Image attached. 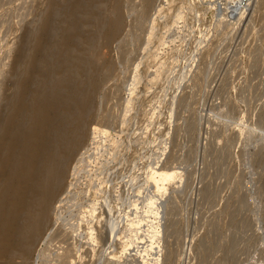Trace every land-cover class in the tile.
<instances>
[{"label": "rangeland", "instance_id": "374dc122", "mask_svg": "<svg viewBox=\"0 0 264 264\" xmlns=\"http://www.w3.org/2000/svg\"><path fill=\"white\" fill-rule=\"evenodd\" d=\"M74 1H54L57 31ZM84 1L80 39L92 37L116 3L136 25L127 24L126 41H115L117 50L126 42L125 51L113 49L110 69L73 61L51 76L67 78L70 70L67 82L98 77L89 113L95 119L86 120L100 124L86 122L85 131L96 125L108 136L93 128L91 138L83 135L70 160V173L82 164L75 199L47 218L28 263L67 250L66 264H264V0H151L143 16L145 0ZM52 2L0 0V124L18 123L10 99L22 92L25 127L31 121L28 70L34 45L47 41ZM79 53L78 45L73 56ZM82 149L90 155L82 157ZM158 167L181 178L154 196L149 170ZM149 227L161 235H149Z\"/></svg>", "mask_w": 264, "mask_h": 264}, {"label": "bare ground", "instance_id": "6f19581e", "mask_svg": "<svg viewBox=\"0 0 264 264\" xmlns=\"http://www.w3.org/2000/svg\"><path fill=\"white\" fill-rule=\"evenodd\" d=\"M54 1H60L59 3L62 4L64 0H53L52 8L48 12L51 20L49 28H47V41L44 45L42 42L34 45L36 56L31 61L28 70L32 77V89L30 93L32 98H30L27 103V106L30 107V110H28L31 112V116L29 117L31 121L29 125L25 127L24 120L27 111L24 110L22 100L25 92H22L18 96H15L17 94H13V97H15L10 99V102L12 101L11 105L16 109L18 123L13 125L12 119L8 118L5 119L6 121L3 122L4 124L2 122L0 124V264H29L30 253L34 244L39 240L41 232L44 230L47 218L53 215H60L64 204L71 203V201L75 199L77 194L76 191H78L79 179L82 176L80 175L82 171L80 169L82 167L80 166L82 164L75 166L70 173V165H74L73 161V163L70 164V160L72 158L71 156L75 154V151L77 154L76 149H78L80 142L84 141L83 135L87 133V130L85 131L87 127L86 119L90 115L89 113L92 115L95 110L92 101L95 98L101 82L97 80L98 77L95 75L96 78L89 76L92 78L91 81L89 80L90 78L86 79L88 78L87 75L85 79L81 80L82 82H67L68 77L70 80L72 78L70 70L67 78L59 75L58 78L52 82L50 79L51 76L54 75L53 72L57 69L70 67L73 61L78 62L82 65V68H84L87 60H90V63H92L96 69H101V71L110 69L114 63L113 49L116 46L113 45L116 43L115 41L117 39L120 40L122 38V43L123 39L126 41L125 36L127 34V28H129V26H127L129 22H127L126 12L120 3H116L119 5L115 7L112 16L109 14L110 17H108V15L105 17L104 15L100 16V18L98 17V19L97 17L95 18L94 14V19H98V22L95 24L94 35L92 37L88 36L80 39L77 36V33L81 30L83 25L80 22L84 21L85 18L86 21L88 19L82 15L84 14L86 6L85 1L75 0L74 3L69 6V14L64 15L62 19V28L59 32L53 26V17L56 16V12L54 13L53 8ZM144 3V9L142 8L143 10L141 9L142 12L140 13L142 16L146 9H148L151 0H145ZM65 6H67V4L64 5V7ZM239 6L240 4L236 8L240 9L238 8ZM70 10H80V13H77V15L73 17L70 16L73 15L70 13ZM85 14H87V12H85ZM98 15L101 14L98 13ZM131 23L129 24L131 25ZM133 24L136 25L135 22ZM133 24L131 27L134 26ZM153 28L155 29L156 27ZM122 43L121 46L126 42L124 44ZM78 45L80 46L81 53L75 58L73 52L77 49ZM120 47L118 46V50ZM124 48L123 46V50ZM118 50L117 52L120 55L125 51H121V49L120 53ZM32 68L33 70L36 68L37 71H32ZM79 85L80 87H78ZM13 90L15 92V87L11 89V91ZM91 107L93 108L92 112H90ZM91 115L89 117H91ZM107 118H110L108 114L104 115V120H107ZM87 123L93 124L95 122ZM95 124L99 125L100 123L98 124L97 122ZM90 125L89 128L92 126ZM92 128V130L90 129L92 134L97 133L98 135L108 136V129L104 130L105 128L102 129L103 127H96V125ZM88 133L87 135L89 136ZM97 134H95V136ZM91 136L92 135H90L89 138H91ZM7 139L10 140L9 143L6 142ZM93 139L95 138L93 137ZM91 142L93 143L92 146H94V142ZM88 143L90 144V142ZM88 148L90 147L88 146L87 149H85L88 150ZM86 150L82 149L83 153L80 154L82 157L86 154ZM88 154L90 155V153ZM88 154H86V156H88ZM77 156L78 155L75 157ZM75 159L78 160V158ZM82 159L81 161L83 162ZM85 162H87V164L89 162L90 164V159L89 161L85 160ZM89 164L88 166L90 168L91 165ZM86 170L87 168L84 173L88 171ZM149 171H151L149 178L153 180L155 184L154 196L165 194L167 186L170 185L176 177H180L177 170L167 167H158ZM69 173L71 175V177H69L70 180H67V187L63 188L62 184L65 183ZM87 175L89 174L87 173ZM60 187L63 188L61 190L66 189V191L62 198L56 199L58 198L56 195ZM109 199V197H106L105 201L101 203V210L102 207L106 206ZM156 199H154V201ZM153 202H151V205ZM141 220H143V218ZM141 220L136 217L135 222L139 223ZM68 222L72 225L70 220H68ZM159 224L160 223H158V225ZM101 227L105 228L103 224ZM106 231H108V229H106ZM111 232L115 231L112 230ZM158 232L159 230H154L153 228V230L151 229V232H149V235H153V237L161 235L160 233L162 231H160L159 234ZM105 234L106 232H104V235ZM114 239L108 238L104 241V238H102V242L106 243L109 240L115 241L116 239ZM94 240L101 241V238L97 236ZM156 245H151V249L154 250V246ZM88 247H86L87 250ZM89 249L90 250L86 251H90V253L94 251L92 247ZM91 249H93V251ZM66 251L61 250L54 258L46 259L43 264H66V259L68 257Z\"/></svg>", "mask_w": 264, "mask_h": 264}, {"label": "built area", "instance_id": "2783aa9c", "mask_svg": "<svg viewBox=\"0 0 264 264\" xmlns=\"http://www.w3.org/2000/svg\"><path fill=\"white\" fill-rule=\"evenodd\" d=\"M241 1L244 3V2H247L248 0H241Z\"/></svg>", "mask_w": 264, "mask_h": 264}]
</instances>
